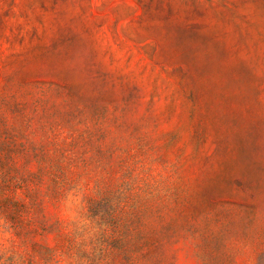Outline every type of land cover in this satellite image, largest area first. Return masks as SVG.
Returning <instances> with one entry per match:
<instances>
[{
    "label": "rangeland",
    "instance_id": "obj_1",
    "mask_svg": "<svg viewBox=\"0 0 264 264\" xmlns=\"http://www.w3.org/2000/svg\"><path fill=\"white\" fill-rule=\"evenodd\" d=\"M0 264H264V0H0Z\"/></svg>",
    "mask_w": 264,
    "mask_h": 264
}]
</instances>
